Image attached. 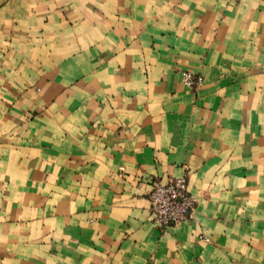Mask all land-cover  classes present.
Returning a JSON list of instances; mask_svg holds the SVG:
<instances>
[{"label": "crops", "instance_id": "crops-1", "mask_svg": "<svg viewBox=\"0 0 264 264\" xmlns=\"http://www.w3.org/2000/svg\"><path fill=\"white\" fill-rule=\"evenodd\" d=\"M0 264H264V0H0Z\"/></svg>", "mask_w": 264, "mask_h": 264}, {"label": "built area", "instance_id": "built-area-1", "mask_svg": "<svg viewBox=\"0 0 264 264\" xmlns=\"http://www.w3.org/2000/svg\"><path fill=\"white\" fill-rule=\"evenodd\" d=\"M181 82L193 90L202 85V76L188 70L180 71ZM147 199L152 221L159 230L169 225L187 219L196 205V198L187 187L186 174L169 179L165 183L153 178Z\"/></svg>", "mask_w": 264, "mask_h": 264}]
</instances>
